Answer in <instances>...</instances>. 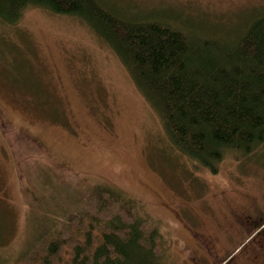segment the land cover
<instances>
[{"label":"rangeland","instance_id":"obj_1","mask_svg":"<svg viewBox=\"0 0 264 264\" xmlns=\"http://www.w3.org/2000/svg\"><path fill=\"white\" fill-rule=\"evenodd\" d=\"M101 1L122 17L223 43L243 32L252 13H264V0ZM261 156L226 153L211 174L178 152L120 60L81 19L28 8L14 26L0 24L5 264L93 186L138 204L162 248L161 264H209L206 247L223 261L254 232L235 216L254 211L264 219Z\"/></svg>","mask_w":264,"mask_h":264},{"label":"trees","instance_id":"obj_2","mask_svg":"<svg viewBox=\"0 0 264 264\" xmlns=\"http://www.w3.org/2000/svg\"><path fill=\"white\" fill-rule=\"evenodd\" d=\"M28 8L81 19L125 67L172 147L193 163L215 174L226 153L261 160L264 13H252L226 43L122 17L101 0H0V24L14 26ZM81 196L58 223L43 224L13 264H161L157 235L134 200L113 187Z\"/></svg>","mask_w":264,"mask_h":264},{"label":"flooded vegetation","instance_id":"obj_3","mask_svg":"<svg viewBox=\"0 0 264 264\" xmlns=\"http://www.w3.org/2000/svg\"><path fill=\"white\" fill-rule=\"evenodd\" d=\"M236 220L242 223L247 222L248 228H254V232L249 238L241 242V244L226 256L224 260L214 255V248L206 247L204 252L208 260L212 261L209 264H264V222L263 217L258 212L252 214L236 215ZM251 226V227H250Z\"/></svg>","mask_w":264,"mask_h":264}]
</instances>
